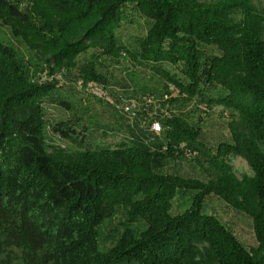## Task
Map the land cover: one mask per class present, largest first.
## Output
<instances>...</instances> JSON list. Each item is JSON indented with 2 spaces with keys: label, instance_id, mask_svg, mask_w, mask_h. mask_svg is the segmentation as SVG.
Segmentation results:
<instances>
[{
  "label": "trees",
  "instance_id": "16d2710c",
  "mask_svg": "<svg viewBox=\"0 0 264 264\" xmlns=\"http://www.w3.org/2000/svg\"><path fill=\"white\" fill-rule=\"evenodd\" d=\"M136 16L147 33L125 43L119 33ZM71 75L105 94L92 97L124 127L116 148H85L75 125L49 124L53 81ZM215 106L231 113L227 135L225 116L200 118ZM230 157L252 174L239 178ZM181 159L208 180L162 172ZM219 210L247 216L256 246ZM0 264H264V9L254 0H0Z\"/></svg>",
  "mask_w": 264,
  "mask_h": 264
},
{
  "label": "rangeland",
  "instance_id": "374dc122",
  "mask_svg": "<svg viewBox=\"0 0 264 264\" xmlns=\"http://www.w3.org/2000/svg\"><path fill=\"white\" fill-rule=\"evenodd\" d=\"M254 3L258 8L264 9V0H254ZM3 31L8 35L6 30ZM146 33L147 30L144 20L139 19V17L136 16L129 17V21L124 22V26L119 35L125 43L127 41L137 43L145 37ZM17 46L24 52L25 58L30 61L28 63L30 69H36V61H31L32 57L30 56V53L25 48L21 47L20 44L17 43ZM124 67H129V63L127 62ZM43 74L44 73L41 75L42 80L44 77ZM51 76H56V73H51ZM71 76L72 78L67 76V79L65 78V80L57 78L53 81L54 83L52 82L55 85V89L51 97L46 100L45 105L49 124L57 125L63 122L68 126L75 125L76 130L81 132L80 142L83 140L85 148L93 149L98 144H101V146L116 148L126 140L124 134L121 132L124 131V127L122 128L123 125L118 121L116 122V119L110 115L107 111L106 105L92 97L97 96L104 98L105 94L100 89H96L95 86H92L89 90H84L80 85L77 86V84H75L76 78L73 77V75ZM63 102L69 104V108L64 107L62 105ZM197 103L202 106L203 110H205V106L207 105L206 102L202 103L201 99H198ZM193 106L194 102L188 104L185 111H192ZM212 109L213 110L210 112L211 116L201 114L202 116L200 118L205 120L203 124L206 123V121L219 122L221 121L220 116H225L222 120V126L224 127V132L222 133L227 135L228 128L225 123L230 119L229 116L231 113L223 107L215 106ZM193 118L197 121L199 117L195 115ZM106 132L108 135H104ZM50 134L52 136L54 135L53 133ZM54 141V143L63 148L67 147V149L71 148L73 150H79V147L73 146L71 141L68 143V141L66 142L58 137L54 139ZM89 142H93L95 145L88 146L90 144ZM201 162L203 167H208V164L204 159H202ZM228 163L232 166L239 178H242L245 174H252L248 162L241 157H230L228 158ZM162 172L176 174L185 178H195L204 181L208 180V175L203 168L197 165L194 160L190 159L169 160ZM219 212L221 219L223 218V221L235 230V233L242 241L247 243L250 247L256 246L251 220L247 216L239 214L234 210H219Z\"/></svg>",
  "mask_w": 264,
  "mask_h": 264
},
{
  "label": "built area",
  "instance_id": "2783aa9c",
  "mask_svg": "<svg viewBox=\"0 0 264 264\" xmlns=\"http://www.w3.org/2000/svg\"><path fill=\"white\" fill-rule=\"evenodd\" d=\"M92 86H95L96 87V89H100L101 90V88H100V86L99 85H97V84H93V83H91L90 85H89V89L92 87ZM88 89V90H89ZM102 91V90H101ZM127 110V109H126ZM135 115H133L132 114V117H134ZM151 132H153V133H155L156 135H159L161 132H162V126L160 125V123H158V122H154L153 124H152V126H151ZM186 146L185 145H182L181 146V148H185ZM187 155H189V152H187Z\"/></svg>",
  "mask_w": 264,
  "mask_h": 264
}]
</instances>
